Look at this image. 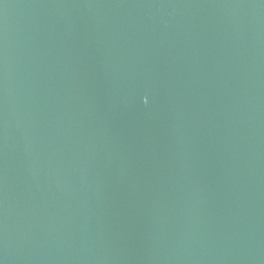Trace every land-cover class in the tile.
<instances>
[{"label":"water","instance_id":"95a60500","mask_svg":"<svg viewBox=\"0 0 264 264\" xmlns=\"http://www.w3.org/2000/svg\"><path fill=\"white\" fill-rule=\"evenodd\" d=\"M264 51V0H214Z\"/></svg>","mask_w":264,"mask_h":264}]
</instances>
